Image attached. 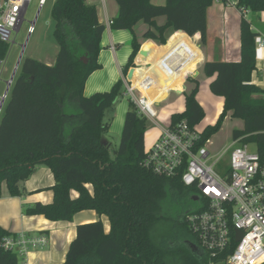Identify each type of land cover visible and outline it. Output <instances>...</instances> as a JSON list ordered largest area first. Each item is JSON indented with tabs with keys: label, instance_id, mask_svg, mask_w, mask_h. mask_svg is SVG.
I'll return each mask as SVG.
<instances>
[{
	"label": "trees",
	"instance_id": "16d2710c",
	"mask_svg": "<svg viewBox=\"0 0 264 264\" xmlns=\"http://www.w3.org/2000/svg\"><path fill=\"white\" fill-rule=\"evenodd\" d=\"M119 15L113 30L133 33V53L124 68L125 77L136 67L140 43L135 27L148 26L145 39L166 43L174 30L182 43L183 62L191 38L200 33L207 40V11L217 0H116ZM225 5L230 0H221ZM241 14V60L208 61L204 72L214 78L211 92L224 98V109L215 125L201 134L200 145L222 129L231 117L244 122L234 130V141L253 145L264 162V89L253 83L257 70L256 37L246 13H264V0H237ZM54 38L59 51L54 65L32 58L23 59L7 103L0 116V198L2 187L18 197L35 168L45 165L54 174V198L50 204L36 203L28 215L44 216L52 222H72L76 214L96 211L110 223L107 233L102 220L77 226L66 260L62 264H210L192 249L198 245L186 215L198 204L170 219L166 204L185 206L193 201L194 190L179 177H161L143 167L148 121L130 101L118 148L108 139L115 105L124 97V83L110 92L84 95L89 76L100 69L105 26L95 6L86 0H56L52 8ZM165 18L163 25L159 18ZM9 45L0 40V58L5 60ZM84 60H87L85 63ZM186 95V110L172 116L170 127L186 120L194 128L205 118L197 99L199 82ZM91 186L92 188H90ZM77 193V197L72 195ZM170 224V227H167ZM16 237L0 226V264H20L17 252L3 247L4 239Z\"/></svg>",
	"mask_w": 264,
	"mask_h": 264
},
{
	"label": "crops",
	"instance_id": "0c3cea01",
	"mask_svg": "<svg viewBox=\"0 0 264 264\" xmlns=\"http://www.w3.org/2000/svg\"><path fill=\"white\" fill-rule=\"evenodd\" d=\"M55 1L53 0V4ZM86 2L88 5L96 7L98 20L105 26V31L102 36V50L98 57L101 67L87 79L84 95L90 97L97 93L110 92L118 81L121 80L124 83L126 79L129 80L134 85L137 99L145 105L150 113L155 115L146 118L148 126L145 136V149L159 139L158 137H160L163 129L171 126L174 114H180L186 110V95L196 87V83L190 81L189 78H193L200 83L203 77L206 82L207 89H204L202 93H197V99L204 109L206 100L209 98L214 99L212 95L216 96L210 89L214 78L207 77L204 72L206 63L216 60L225 62H238L241 60V14L237 9L233 12V9H230L233 7H228L221 0H217L207 11L206 43L202 41L200 33L195 34L190 41L188 60L183 64L171 63V60L176 58L181 50V43L176 36V31H168L166 43L164 44L158 40L145 39L144 34L148 26L140 22L135 27V34L140 43V51L135 60L136 67L133 75L129 79L124 75V68L133 53L134 35L128 30H113L111 28V22L119 15L117 1L86 0ZM152 2L155 5H165L167 0H152ZM40 11L41 9L38 11V15H40ZM257 15L260 19H263L262 13H257ZM157 21L159 25H163L166 19L162 17ZM252 30L259 31L253 24ZM197 38L205 44L204 49L197 43ZM55 62L56 59L52 58L43 63L54 65ZM260 78V74L256 75L254 73L253 83L264 89V83L259 81ZM11 89L12 86L6 98L10 96ZM125 98V96L121 98L115 105L114 120L109 133V136H113L118 140L121 139L125 116L130 104V102L125 101ZM180 98H184L183 108L171 113L168 127L160 125L157 119L163 113L164 108ZM214 100L219 103L220 114L217 120L215 118L212 124L207 126L215 125L224 109L223 97L216 96ZM231 114L230 112L228 117H231ZM152 125L156 129L149 131V127ZM213 137L211 138L212 145L210 149L213 153L219 154V146ZM146 151L148 150L146 149ZM54 185V174L45 165L37 166L32 175L24 182L25 193L21 196L12 197L9 194L7 185L3 184L0 198V226L16 236L20 234L29 237L45 235L49 241L46 248L32 250L21 256L20 264H62L66 260L72 241L76 237L78 225L101 219L105 231L107 233L110 231V223H106L104 218L106 216L100 217L96 211L92 210L76 214L72 222H52L44 216L28 215L26 210L36 203H52L54 198L52 187ZM72 195L77 197L76 192H73Z\"/></svg>",
	"mask_w": 264,
	"mask_h": 264
},
{
	"label": "built area",
	"instance_id": "2783aa9c",
	"mask_svg": "<svg viewBox=\"0 0 264 264\" xmlns=\"http://www.w3.org/2000/svg\"><path fill=\"white\" fill-rule=\"evenodd\" d=\"M33 0H0V40L10 44ZM40 9L47 0H39ZM237 0L226 6L237 8ZM239 11V10H238ZM240 13V11H239ZM249 12L246 13V15ZM263 20H264V13ZM35 24L30 27L33 33ZM181 43V42H180ZM256 43V75L264 74V35L259 33ZM188 60L190 47L185 61ZM258 63L262 64L260 68ZM4 60L0 58V74ZM124 96L132 101L145 118L155 116L140 102L129 80L124 81ZM0 97V105L4 101ZM203 131L192 128L186 120L162 130L152 148L146 151L143 167L155 174L179 177L194 190L198 210L186 215V222L198 240L199 252L210 264H264V162L250 145L234 141L221 154L211 151V139L200 145ZM230 151L229 160L225 157ZM45 235L29 237L24 234L4 239L6 250L24 256L29 251L48 246Z\"/></svg>",
	"mask_w": 264,
	"mask_h": 264
},
{
	"label": "rangeland",
	"instance_id": "374dc122",
	"mask_svg": "<svg viewBox=\"0 0 264 264\" xmlns=\"http://www.w3.org/2000/svg\"><path fill=\"white\" fill-rule=\"evenodd\" d=\"M219 1V0H218ZM40 2L39 0H33L31 5L29 6L28 12L25 16L24 22L21 25V29L13 34L12 42L9 45V51L8 54L4 60L3 67L1 69L0 74V97H4L6 90L8 88V82L10 81L17 62L23 52V47H25L24 51V57L26 58H32L35 60H38L40 62H46L49 59H56L57 53L59 51V46L54 38V28H55V22L52 17V8H53V0H47V3L45 6L41 8L40 15H38V11L40 10ZM232 11L235 12V8ZM246 19L251 22L256 29L259 31H256L258 33H262L264 35V20L260 19L257 13L249 12L246 15ZM35 22V29L34 32H30V27ZM197 43L205 48V44L201 42L200 39H196ZM258 66L261 68L262 64L258 63ZM20 73V69L17 72L16 78ZM261 78L259 81H262L264 83V74H260ZM204 89H207L206 82L204 81V78L202 77L199 83V90L198 94L204 91ZM214 99L216 96H213ZM6 98L5 104L7 103ZM126 102H130L129 98H125ZM213 98H209L206 100L205 103V118L199 123L196 128L199 131H202L205 129V127L209 124H212V122L217 120L219 116V110L220 106L219 103L216 102ZM119 101V100H118ZM184 98L177 99L176 101H173L168 106H166L163 110V113L158 117L157 122L164 126L168 127L170 125V117L171 113L174 111H179L181 108H183ZM118 103V102H117ZM116 103V104H117ZM225 124L223 125L222 130L220 133L213 137L214 140L217 142V145L219 146V154H221L224 150L227 148H233L237 147V145L233 146L234 139H233V132L234 130H241L243 129V121L240 119H235L231 117H227L225 119ZM124 129V126H123ZM151 129H156L153 125L149 127V131ZM123 132V130H122ZM109 141L113 144L112 148H118L120 144V140L114 138L113 136H107ZM159 138V137H158ZM158 140V139H157ZM156 140V141H157ZM152 143L148 147H146L147 150H150L152 146L156 143ZM250 150L255 151V147L253 145H250ZM230 151L225 157V162L229 160ZM185 206L179 205V204H166L164 207V212L170 219L177 218L179 214L186 212ZM106 220V223L108 222V218L104 217ZM167 227H170V224H168Z\"/></svg>",
	"mask_w": 264,
	"mask_h": 264
},
{
	"label": "water",
	"instance_id": "95a60500",
	"mask_svg": "<svg viewBox=\"0 0 264 264\" xmlns=\"http://www.w3.org/2000/svg\"><path fill=\"white\" fill-rule=\"evenodd\" d=\"M33 24H35V23H33ZM25 47H26V46L23 47V52H22V54H21V56H20V58H19V60H18V62H17V65H16V68H15V71H14V73H13V75H12L10 81L8 82V90H7V93H6V95H5L4 101H3L2 104L0 105V113H1V111H2V109H3V106H4V104H5L6 97H7L8 93H9V90H10V88H11V86H12V84H13L15 78H16L17 72H18V70H19V68H20V66H21L22 61H23ZM84 61H85V63H87V60H84ZM133 72H134L133 70L130 72V74H129V79H131V77H132V75H133ZM192 199H193L194 201H197V200H198L197 198H192ZM191 247H192V249H193L194 251L198 252L199 255H202V253L199 252L198 247H197L196 245H192Z\"/></svg>",
	"mask_w": 264,
	"mask_h": 264
},
{
	"label": "flooded vegetation",
	"instance_id": "af4514ba",
	"mask_svg": "<svg viewBox=\"0 0 264 264\" xmlns=\"http://www.w3.org/2000/svg\"><path fill=\"white\" fill-rule=\"evenodd\" d=\"M193 203H194V201L187 202V203L185 204V208L192 207Z\"/></svg>",
	"mask_w": 264,
	"mask_h": 264
}]
</instances>
